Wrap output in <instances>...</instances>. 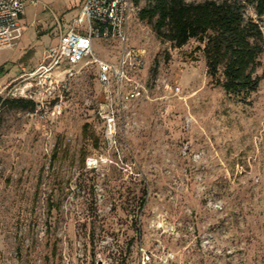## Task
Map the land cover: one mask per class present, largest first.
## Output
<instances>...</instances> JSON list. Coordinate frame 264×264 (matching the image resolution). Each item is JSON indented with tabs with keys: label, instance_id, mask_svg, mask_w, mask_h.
I'll list each match as a JSON object with an SVG mask.
<instances>
[{
	"label": "rangeland",
	"instance_id": "374dc122",
	"mask_svg": "<svg viewBox=\"0 0 264 264\" xmlns=\"http://www.w3.org/2000/svg\"><path fill=\"white\" fill-rule=\"evenodd\" d=\"M36 1L18 45L0 51V94L36 104L0 97V264H142V250L150 264H264V55L243 103L207 75L199 43L174 48L140 21L141 0L129 45L147 52L148 96L128 106L109 147L95 65L72 80L31 76L81 0ZM102 46L116 61V45Z\"/></svg>",
	"mask_w": 264,
	"mask_h": 264
},
{
	"label": "built area",
	"instance_id": "2783aa9c",
	"mask_svg": "<svg viewBox=\"0 0 264 264\" xmlns=\"http://www.w3.org/2000/svg\"><path fill=\"white\" fill-rule=\"evenodd\" d=\"M28 3L38 5L36 0H0V51L15 48L22 39L21 20ZM138 11L136 0H81L79 16L66 32L60 30L59 43L47 56L49 62L31 74L36 77L40 73H57L72 80L82 65H95L102 87L97 117L103 127V143L109 147L118 145L120 120L128 106L148 96L143 82L147 52L129 45L130 22ZM98 43H103V49L105 45H116L117 60L99 56ZM54 83L57 81H51ZM30 91L24 92V97L34 99ZM175 92L179 94L181 89L177 87ZM9 95L0 97L5 101ZM142 253V264H150V256L144 250Z\"/></svg>",
	"mask_w": 264,
	"mask_h": 264
},
{
	"label": "trees",
	"instance_id": "16d2710c",
	"mask_svg": "<svg viewBox=\"0 0 264 264\" xmlns=\"http://www.w3.org/2000/svg\"><path fill=\"white\" fill-rule=\"evenodd\" d=\"M141 0H136L140 5ZM252 9L259 21L264 0H147L139 19L152 27L156 37L174 48L192 40L206 60L207 75L231 97L249 103L260 87L258 70L264 55V28L248 16ZM16 109L35 110L32 100L4 101ZM88 129V125L85 126Z\"/></svg>",
	"mask_w": 264,
	"mask_h": 264
}]
</instances>
